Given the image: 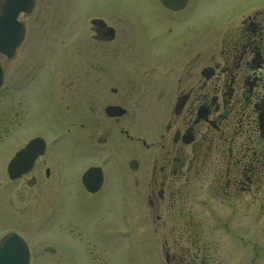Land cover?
Instances as JSON below:
<instances>
[{"label":"flooded vegetation","instance_id":"1","mask_svg":"<svg viewBox=\"0 0 264 264\" xmlns=\"http://www.w3.org/2000/svg\"><path fill=\"white\" fill-rule=\"evenodd\" d=\"M144 1L126 12L113 0L114 10L84 20L87 42L73 44L71 74L50 81L44 100L59 109L52 125L66 127L56 162L47 167L41 131L25 145L40 139L44 154L10 182L34 188L42 172L60 184L71 163L95 205L130 210L119 226L96 222L133 235L144 264H223L221 244L228 256L249 253L257 213L264 218V9L209 28L191 0L178 10ZM29 74H13V100L40 83ZM89 169L94 193L82 184Z\"/></svg>","mask_w":264,"mask_h":264},{"label":"rangeland","instance_id":"2","mask_svg":"<svg viewBox=\"0 0 264 264\" xmlns=\"http://www.w3.org/2000/svg\"><path fill=\"white\" fill-rule=\"evenodd\" d=\"M34 1L32 11L19 18L25 25L26 34L14 58L0 57L4 77L0 90V238L8 231L20 234L29 246V264H144L136 254L140 248L133 235L123 238L114 233L117 228L103 227V221L96 222L104 219L107 225L119 226V219L122 216L131 218L132 213L115 205H95L98 199L91 200L86 195L79 174L72 172L75 166L70 160L72 157L75 161V156L71 145H68L70 154L66 158L71 172L63 171L60 184L54 178L46 183L42 172L34 188H28L26 180L8 181L5 171L8 162L30 137L41 131L46 135L47 167L50 161H55L56 140L66 127L60 130L55 128L57 125H52V118L59 114V109L50 101L47 107L44 105L50 94L48 83L56 76L59 79V76L71 74L75 62L72 47L75 43L87 42L88 25L84 20L91 12L115 9L113 0ZM115 1L120 2V9L126 12L142 9L145 2ZM190 5L188 11L207 16L210 28L220 25L223 20L264 9V0H191ZM27 67L30 70L28 78L39 79L40 83L37 81L26 92H19L13 100L10 81L13 74H21ZM42 123L48 125L46 129H38ZM53 170L58 175L56 165ZM256 219L253 246L245 249L249 253L240 252V248L238 254L228 256L221 244L218 255L223 264H264V218L257 213ZM91 224H97V227ZM235 224L236 221L230 226H241ZM106 229L110 232H105ZM246 231L243 233L247 234ZM219 235L220 241L226 243L228 231L221 229ZM244 240L247 241V237ZM235 247L236 244L234 250H237Z\"/></svg>","mask_w":264,"mask_h":264},{"label":"water","instance_id":"3","mask_svg":"<svg viewBox=\"0 0 264 264\" xmlns=\"http://www.w3.org/2000/svg\"><path fill=\"white\" fill-rule=\"evenodd\" d=\"M161 3L168 9L178 10L183 7L185 0H161ZM33 8L34 0H0V55L6 59L13 57L24 39L25 29L17 21L19 14H29ZM2 83L3 72L0 67V87ZM44 148L42 140L34 139L18 151L6 169L9 180H17L28 173L35 159L44 154ZM95 172L89 169L82 177V184L89 193H94L100 185L98 181L90 183ZM0 264H29V250L22 238L10 233L0 240Z\"/></svg>","mask_w":264,"mask_h":264}]
</instances>
